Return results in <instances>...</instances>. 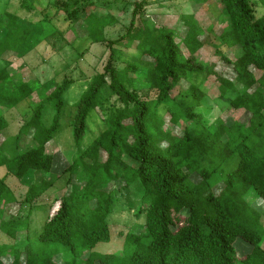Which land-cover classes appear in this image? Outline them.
<instances>
[{"label": "trees", "instance_id": "16d2710c", "mask_svg": "<svg viewBox=\"0 0 264 264\" xmlns=\"http://www.w3.org/2000/svg\"><path fill=\"white\" fill-rule=\"evenodd\" d=\"M217 1L228 19L227 29L218 36L220 45L239 52L234 60L220 53V59L231 66L233 80L217 74L213 65L205 67L197 61L203 45L193 15L180 16L185 34L179 40L175 30L149 22L144 15L146 0H134L126 32L108 40L104 29L116 20L109 12L103 17L96 14L98 7L92 0L48 6L56 10L55 15H67L73 28L86 13L88 31L81 37L109 48L103 71L85 79L86 89L74 104L73 143H82L88 116L100 111L109 97L112 111L102 118L100 133L61 175L52 172L54 156L47 153L46 145L60 130L64 94L78 79L56 82L34 104L18 133L0 142V168L5 169L0 175V230L12 242L0 244V264H264V14L255 16L251 0ZM258 2L264 8V0ZM20 7L38 11L28 0H20ZM20 22L16 13L0 14V60L59 33L45 14L34 23L35 28L41 27L36 36ZM123 41L129 42L139 59L118 68L114 46ZM211 76L221 96L233 93L229 107L243 112L245 121L235 120L229 126L222 120L215 126L203 123L197 109ZM136 79L145 82V96L136 88ZM180 83L185 86L173 96ZM39 86L38 81L15 82L8 68L0 70V109L30 100ZM46 106L53 112L48 125L42 122ZM166 115L171 126L181 124V135L163 128ZM7 127L0 113V136ZM22 136L31 143L24 152L18 149ZM33 172L43 173L44 178L29 185L18 200L7 180L10 176L22 180ZM63 175H67L65 194L56 196L42 225L30 232L34 202ZM77 176L82 181L75 187ZM137 182L142 191L139 212L144 213L141 231L127 233L121 250L99 252V245L111 241L114 199L108 185L128 188ZM249 196L252 202L247 201ZM14 205L26 209L25 216L18 209L13 213ZM4 215L9 218L3 220ZM21 232L26 233L25 240L16 245ZM238 241L250 247L248 253L237 254Z\"/></svg>", "mask_w": 264, "mask_h": 264}, {"label": "rangeland", "instance_id": "374dc122", "mask_svg": "<svg viewBox=\"0 0 264 264\" xmlns=\"http://www.w3.org/2000/svg\"><path fill=\"white\" fill-rule=\"evenodd\" d=\"M33 2L38 11L27 12L20 7V0H0V14L3 11L16 13L20 17V23L26 25L33 30L35 36L41 31L40 25L36 28L34 23L41 20L44 14L51 18V25L57 29L56 33L47 41L34 43L30 46H24L18 55L4 56L0 60V70L8 68L15 82L38 81L39 89L32 95L31 99L21 102L13 109H0V113L7 120L8 127L0 136V142L8 137L15 136L24 121L31 116L32 108L35 103L42 101L46 92L54 87L56 82L62 81L63 78L68 80H76L69 90L64 94L66 107L60 115V130L54 137L53 141L46 145V151L54 156V164L52 172L56 175H61L62 171L68 163L72 162L79 154L80 150H84L101 131L102 118L107 116L112 111L113 98H107L102 109L93 111L88 116L87 129L85 138L79 146L73 143L72 121L75 108L74 104L78 101L81 94L85 91L87 82L85 79L97 72H102L103 67L108 59L109 48L105 44L91 45L89 40L81 37L85 36L88 31L85 14L81 13L79 22L76 28L72 27L70 20L65 14L55 15V9L48 6L56 2L59 6L64 5V0H28ZM84 4L87 0H81ZM98 7L95 13L103 17L106 13L112 14L116 22L104 29L105 37L108 40L117 39L120 35L126 32L129 23L132 19V11L134 0H92ZM255 16L258 18L264 14V8L259 5L258 0H251ZM44 12V14H43ZM144 15L148 16L149 22L157 27H164L175 30V37L182 39L185 34V28L180 22V16L193 15L197 22V27L201 33L199 40L202 43V48L197 52L196 59L205 67L214 66V71L229 80L234 79V73L231 66L226 65L220 59V53L226 56L229 60H234L238 55V49L226 48L220 45L218 36L227 29L228 19L224 14L221 5L217 0H146ZM136 25H140L136 19ZM29 23V24H28ZM43 28L48 32V26L43 25ZM60 34H64L63 36ZM3 37V32H0V39ZM181 50L186 55L183 46L180 44ZM129 42L123 41L114 46L116 55V66L122 68L123 64L132 60H138L139 55L134 52ZM87 49V52L85 51ZM85 52V53H84ZM81 53L84 55L81 57ZM142 62L147 59L142 58ZM253 73L258 77L259 73L252 69ZM84 79V80H83ZM136 88L140 89V95L145 96L146 84L142 79H136ZM185 86L180 83L172 95L177 96L179 91ZM206 96L201 102V106L197 109L201 114L203 123L215 126L217 120H222L226 125H231L235 120H246V116L241 111H235L229 107L230 100L233 98V93L230 92L225 96H221L218 89V84L215 82V77L211 76L206 83ZM108 90L104 89V96L108 97ZM151 94V93H150ZM53 112L46 106L42 122L48 125L51 121ZM164 129L172 132L173 135H181L182 126H171L169 116L164 117ZM31 146L29 139L22 136L18 143L20 152H24ZM128 161V160H127ZM133 163L129 162V165ZM5 172L4 168H0V175ZM44 178L43 173H30L24 179L18 180L14 177L7 180V185L11 189L13 195L22 200L29 185L32 183L38 184ZM196 182L197 178L192 176ZM67 175L61 178L49 189L41 198L36 200L35 211L30 218L31 229L35 231L44 222L49 205L56 198L65 194V182ZM82 179L77 176L74 180V186H79ZM75 186V187H76ZM107 190H113L114 205L112 214L109 216V226L111 241L108 244H101L97 250L101 253H110L119 251L122 248L124 237L127 233H138L144 224V213L139 211L142 208L141 203V188L137 183H134L128 188H124L120 183L109 184ZM253 196L247 198L248 202L253 201ZM13 213L18 209V213L25 216L26 209L20 210L16 205L13 207ZM15 210V211H14ZM19 214V216H20ZM8 215H4L3 220H7ZM264 225V219H262ZM33 232V231H32ZM26 233L17 234L16 245H20L25 240ZM11 241L0 230V244H9ZM12 243V242H11ZM237 254L242 256L248 253L250 247L238 241L235 244ZM58 263H61L57 259Z\"/></svg>", "mask_w": 264, "mask_h": 264}]
</instances>
